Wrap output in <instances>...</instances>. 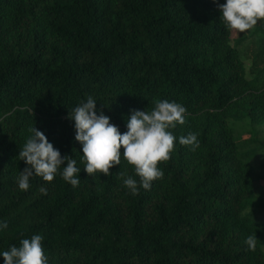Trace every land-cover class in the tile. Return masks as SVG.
I'll return each mask as SVG.
<instances>
[{
	"label": "trees",
	"instance_id": "1",
	"mask_svg": "<svg viewBox=\"0 0 264 264\" xmlns=\"http://www.w3.org/2000/svg\"><path fill=\"white\" fill-rule=\"evenodd\" d=\"M223 3L0 0V264L36 234L49 264H264V20L233 38ZM89 96L121 133L133 110L187 108L150 190L124 186L121 171L140 178L123 156L111 175L84 169L69 113ZM34 126L76 160L78 186L58 173L19 189ZM190 132L195 151L179 143Z\"/></svg>",
	"mask_w": 264,
	"mask_h": 264
},
{
	"label": "clouds",
	"instance_id": "2",
	"mask_svg": "<svg viewBox=\"0 0 264 264\" xmlns=\"http://www.w3.org/2000/svg\"><path fill=\"white\" fill-rule=\"evenodd\" d=\"M218 7L229 30L243 33L264 20V0H226V3L218 4ZM96 109L97 102L89 96L86 102H81L69 113V117L75 121V139L83 146L84 169L92 176L97 172L108 176L114 166L121 164L123 156L140 178L138 183L132 175L121 171L119 178L123 180L124 186L133 195L139 193L140 187L150 190L152 182L164 176L159 165L170 160L175 150L176 136L170 129H175L177 124H185L187 108L177 102L161 100L156 102L151 111L133 110L127 120V131L123 133L117 125L110 122L108 115L102 110L98 115ZM28 131L31 135L19 152L20 159L28 165L17 178L19 189L27 191L30 188V178L34 175L51 182L58 173L73 187L78 186L80 180L77 174L81 170L76 166V160L71 156H62L44 132L35 126ZM179 143L191 146L195 151L199 147L198 134L190 132L187 136L181 135ZM65 161L67 164L61 171ZM39 191L47 194L44 187ZM7 227V222L0 224V228ZM43 239L40 234L22 239L19 247L12 246L2 253L4 264H49ZM245 243L250 251H255L256 234L249 235Z\"/></svg>",
	"mask_w": 264,
	"mask_h": 264
},
{
	"label": "rangeland",
	"instance_id": "3",
	"mask_svg": "<svg viewBox=\"0 0 264 264\" xmlns=\"http://www.w3.org/2000/svg\"><path fill=\"white\" fill-rule=\"evenodd\" d=\"M240 32L232 30V37H238ZM246 68L248 69L251 60L249 58L245 59ZM255 180H254V191L256 193H261L264 195V168L263 169H256L255 170ZM264 219V215L261 216Z\"/></svg>",
	"mask_w": 264,
	"mask_h": 264
}]
</instances>
